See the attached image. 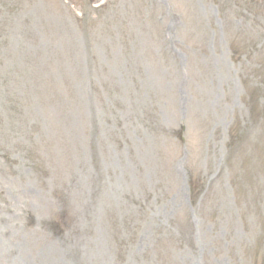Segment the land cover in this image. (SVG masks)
<instances>
[{"label": "rangeland", "instance_id": "obj_1", "mask_svg": "<svg viewBox=\"0 0 264 264\" xmlns=\"http://www.w3.org/2000/svg\"><path fill=\"white\" fill-rule=\"evenodd\" d=\"M0 264H264V0H0Z\"/></svg>", "mask_w": 264, "mask_h": 264}]
</instances>
